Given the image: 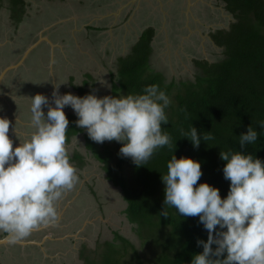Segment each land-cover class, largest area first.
Listing matches in <instances>:
<instances>
[{
  "label": "rangeland",
  "instance_id": "1",
  "mask_svg": "<svg viewBox=\"0 0 264 264\" xmlns=\"http://www.w3.org/2000/svg\"><path fill=\"white\" fill-rule=\"evenodd\" d=\"M81 1L61 7L55 2L30 0L17 31L9 20L7 2L0 6V45L6 49L3 58L0 57V68L18 61L40 32L53 44L52 59V49L42 41L41 48H34L15 71L17 75H10L6 81L8 90L3 95L8 99L3 104L12 106V117L20 123L16 126L9 120V131L13 135L20 133L21 139L32 131L29 99L36 94L46 96L54 107V90L60 95L68 91L80 96L72 86L80 87L87 81L81 97L114 96L112 90L119 83L114 77L116 59L130 51L144 27L151 24L157 31L149 67L161 73L165 83H178L194 81L196 58L209 62L221 58V48L211 42L209 35L227 30L233 21L224 4L217 0H124L129 1V7H114L116 2L123 4V0ZM14 49L19 51L13 59ZM174 94L172 89L170 102ZM120 95L125 94L118 92L115 96ZM42 110L46 113L47 108ZM63 111L74 114L70 107ZM9 138L15 147L19 141L14 136ZM66 147L78 181L57 202L56 225L39 228L43 231L34 230V234L38 233L37 240L48 236L41 246L19 243L9 247L6 254L0 251V264H116V260L118 264H138L134 255L140 264H160L165 252L153 241L160 238L162 242L166 235L155 233L152 225L144 226L140 232L126 219L120 185L123 182L132 185L133 179L130 167L119 163L118 156L123 157L119 154L121 144L96 143L80 128ZM75 155L80 157L74 159ZM103 160L113 168L110 179ZM42 232L48 234L44 236ZM117 235L131 245L120 241Z\"/></svg>",
  "mask_w": 264,
  "mask_h": 264
},
{
  "label": "clouds",
  "instance_id": "2",
  "mask_svg": "<svg viewBox=\"0 0 264 264\" xmlns=\"http://www.w3.org/2000/svg\"><path fill=\"white\" fill-rule=\"evenodd\" d=\"M52 97L54 107L42 94L29 99L32 131L23 139L15 134L19 141L15 147L8 135L10 121L0 118V234L9 244L36 229L55 226L57 202L78 181L66 147L65 107L72 109L74 123L92 141L120 143L119 154L138 167L171 145V137L162 131L170 99L156 84L135 95L78 97L54 90ZM258 126L264 129V121ZM182 135L193 148L202 139H211L202 138L192 125ZM257 138L258 132L249 125L238 136L241 150ZM219 159L224 162L223 178L229 182L223 199L219 189L197 184L202 175L198 161L171 155L161 175L164 199L159 215L167 218L166 207L174 208L176 214L198 217L207 231L206 241L197 239L202 251L192 256L190 264H264V161L231 149L220 151Z\"/></svg>",
  "mask_w": 264,
  "mask_h": 264
},
{
  "label": "trees",
  "instance_id": "3",
  "mask_svg": "<svg viewBox=\"0 0 264 264\" xmlns=\"http://www.w3.org/2000/svg\"><path fill=\"white\" fill-rule=\"evenodd\" d=\"M3 1L7 2L12 25L18 28L26 14V0H0V6ZM219 1L225 4V10L234 21L227 30L220 29L210 34L214 44L221 48V58L211 63L193 61L194 81L165 83L161 73L151 70L152 28L146 29L130 53L119 57L115 63L114 77L119 83L112 90L114 96L118 92L140 94L145 86L152 84L158 85L167 96L172 89L175 90L173 102L165 109L168 122L162 125V131L171 137V145L154 152L152 158L139 167L131 159L118 156L119 163H126L132 170L133 184L123 182L120 185L126 202V219L140 232L144 226L152 225L150 227L155 233L166 235L162 242L160 238L153 241L165 252L163 261L159 259L160 264H190L192 256L202 251V247L196 244L197 239H207V231L198 223V217H184L170 207H166L167 218L159 215L164 199L161 175L165 174L171 155L177 159L186 157L198 161L202 175L197 184L207 183L219 189L222 199L228 192L229 182L223 178L224 162L219 159L220 151H243L264 161V129L258 126V122L264 121V0ZM86 85L87 81H84L80 87L72 86L80 94L78 97L85 93ZM65 115L69 121L66 131L68 143L80 128L74 123L77 119L74 114ZM191 125L202 138L211 136V139H202L199 146L193 148L187 137L182 135ZM249 125L258 132V138L241 150L238 136ZM78 157L75 155L74 159ZM107 162L102 161L110 179L113 168ZM116 238L131 245L118 235ZM137 258L134 255L140 264Z\"/></svg>",
  "mask_w": 264,
  "mask_h": 264
},
{
  "label": "flooded vegetation",
  "instance_id": "4",
  "mask_svg": "<svg viewBox=\"0 0 264 264\" xmlns=\"http://www.w3.org/2000/svg\"><path fill=\"white\" fill-rule=\"evenodd\" d=\"M217 1H219V0H217ZM219 2H221V1H219ZM224 4V3H223ZM224 7H225V4H224ZM10 20V19H9ZM11 21V20H10ZM234 21V20H233ZM232 21V22H233ZM12 22V21H11ZM20 24V23H19ZM14 27V31H17V29L18 28H16L15 26H13ZM94 28V29H93ZM148 28H152L153 29V31H154V35H153V37H152V39H151V42H150V46H151V48H152V43H153V40H154V37H155V35L157 34V31H156V29H155V27H154V25H148L147 27H144L142 30H140L139 31V34L137 35V38H136V40H135V42L133 43V45L139 40V38H140V36L142 35V33L146 30V29H148ZM88 30H96L95 29V27H89V28H87ZM97 31V30H96ZM211 33H213V32H211ZM210 33V34H211ZM209 37H210V35H209ZM37 38H38V36L37 37H35V41L37 40ZM211 38V37H210ZM1 42V41H0ZM211 42L212 43H214L213 41H212V39H211ZM2 43V42H1ZM215 45V44H214ZM28 46V45H27ZM39 47L41 46V44H39L38 45ZM216 46V45H215ZM46 47H47V45H46ZM217 47V46H216ZM37 48V47H36ZM41 48V47H40ZM131 49H132V47H131ZM130 49V50H131ZM25 50V49H24ZM11 51H13V55H12V57H13V59H14V55H16L17 53H18V49H14V50H11ZM5 52H6V49L5 48H3V46H1L0 45V57H2L3 58V55L5 54ZM34 52V50L30 53V55L32 54ZM14 53H16V54H14ZM130 53V51L128 52V53H126L125 55H123V56H126L127 54H129ZM151 53H152V49H151ZM8 54H10L11 55V52L9 51L8 52ZM22 54V53H21ZM30 55H28V56H30ZM150 56H151V54H150ZM120 57H122V56H120ZM119 58V57H118ZM117 58V59H118ZM150 58V57H149ZM116 59V60H117ZM196 60H206V59H197L196 58ZM195 61V60H194ZM207 62H209L208 60H206ZM16 62V61H15ZM209 63H211V62H209ZM193 65H194V63H193ZM22 67V66H21ZM21 67H19L16 71H18ZM4 68V66L2 67V68H0V72H1V70ZM194 68H195V65H194ZM14 74V76L15 75H17V72H9V73H7L5 76H4V78L0 81V118H7L8 120H11V121H13V122H15V124H16V126H18V124H19V122L17 121V120H15V119H13V112L11 113V111H14L13 110V108H12V106L10 107H7L5 104H3V102H6V100L8 99V97L7 96H5V95H3L4 94V91H7L8 90V87H6V89H5V85H7L6 84V81L7 80H10L9 79V76L10 75H13ZM15 79V78H14ZM3 104V105H2ZM4 108V109H3ZM6 114V115H5ZM11 121H10V123H11ZM20 125V124H19ZM8 135L9 136H14V138L16 139V136H17V138H22V136L20 135V133H18V135H13V134H11L10 133V131H9V133H8ZM46 241V240H45Z\"/></svg>",
  "mask_w": 264,
  "mask_h": 264
},
{
  "label": "water",
  "instance_id": "5",
  "mask_svg": "<svg viewBox=\"0 0 264 264\" xmlns=\"http://www.w3.org/2000/svg\"><path fill=\"white\" fill-rule=\"evenodd\" d=\"M45 42V43H47V45L49 46V48H51L52 49V47H53V44L49 41V40H47L46 38H44V37H42V35H41V32L38 34V38H37V40L36 41H34V42H32L31 44H29L26 48H25V50L22 52V54L20 55V57H19V59H18V61H16L15 63H10L9 65H7V66H5L2 70H1V72H0V81L4 78V76L7 74V73H9V72H14V71H16L19 67H20V65H22V63L24 62V60L27 58V56L32 52V50L34 49V48H36L39 44H40V42ZM52 51H53V49L51 50V55H50V58L52 59ZM6 96V95H5ZM18 121V120H17ZM20 124V123H19ZM46 238H48V236H45V237H43L42 239H41V241H32V242H25V241H22V242H20V243H28V244H33V245H36V246H41V244L42 243H44L45 242V240H46ZM5 242H7V239L6 238H4V239H2V240H0V244H3V243H5Z\"/></svg>",
  "mask_w": 264,
  "mask_h": 264
},
{
  "label": "crops",
  "instance_id": "6",
  "mask_svg": "<svg viewBox=\"0 0 264 264\" xmlns=\"http://www.w3.org/2000/svg\"><path fill=\"white\" fill-rule=\"evenodd\" d=\"M72 1V3L74 4V3H77V4H79V3H81L82 1L81 0H46V2H55V3H57V4H59V5H61V7H64V5H66V4H68L69 2H71ZM126 1V0H125ZM124 0L122 1V3L123 4H119L118 2H116L115 3V5H114V7H129L127 4L129 3V1H127V3L125 2ZM134 1V0H133ZM138 2H139V0H138ZM28 3H30V0H26V4H25V7H28ZM124 3H126V4H124ZM118 4V5H117ZM74 7V6H73ZM119 9V8H118ZM86 25V24H85ZM82 28V27H81ZM89 28V27H88ZM47 47H49L48 45H47ZM58 204V203H57ZM58 216H59V214H58ZM39 231H41L42 229H38ZM43 231V230H42ZM43 233V235L45 236V235H47L48 233H46L45 234V232H42ZM36 234H38V233H36ZM36 234H34V231L28 236V237H26V238H24V239H21V240H19L18 242H16L15 244H9L8 243V241L7 242H5V243H3V244H0V251H3L5 254H6V252H8V248L9 247H14V246H16L17 244H19L20 242H22V241H25V242H32L33 240H35V241H41V239L40 240H37V238H35V235ZM5 238V234H0V240H2V239H4ZM22 244V243H21ZM28 243H25V245H27ZM31 246H36V245H33V244H30ZM30 246V247H31Z\"/></svg>",
  "mask_w": 264,
  "mask_h": 264
}]
</instances>
